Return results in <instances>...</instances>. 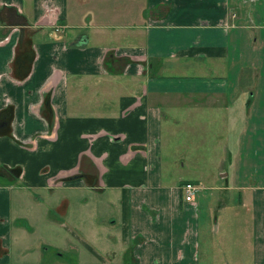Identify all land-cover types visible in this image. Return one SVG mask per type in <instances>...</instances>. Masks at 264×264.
I'll return each instance as SVG.
<instances>
[{
  "label": "crops",
  "instance_id": "0c3cea01",
  "mask_svg": "<svg viewBox=\"0 0 264 264\" xmlns=\"http://www.w3.org/2000/svg\"><path fill=\"white\" fill-rule=\"evenodd\" d=\"M162 1L0 0V264H200L198 182L162 150L183 121L220 128L213 219L249 191L264 264V183L228 169L264 144V0Z\"/></svg>",
  "mask_w": 264,
  "mask_h": 264
},
{
  "label": "rangeland",
  "instance_id": "374dc122",
  "mask_svg": "<svg viewBox=\"0 0 264 264\" xmlns=\"http://www.w3.org/2000/svg\"><path fill=\"white\" fill-rule=\"evenodd\" d=\"M162 1V0H161ZM163 2V1H162ZM163 5L165 7L160 8L159 6ZM159 8L161 10L169 8L171 2L167 4L160 3ZM158 12V11H157ZM258 47V45H256ZM255 48L252 53L253 57L249 56V69H245V74H248L247 77L242 75L237 79L235 86L237 92L239 91L240 97L243 98L246 95L247 98V88L248 86L253 87L255 80L252 76L253 69L259 65V61L256 65L257 59L255 57L256 52ZM243 59H241V65ZM245 64V63H244ZM246 62V66H248ZM250 71V72H249ZM206 115L205 114L203 117ZM183 119V117L181 118ZM180 119V120H181ZM188 118L186 119V121ZM190 121V118H189ZM180 123V122H179ZM185 121L181 122L179 125H173L171 133L167 130L162 129L163 140L165 137L170 134H174L173 137H170L169 143L171 148L168 145L163 146V153L173 152L178 155L177 161L185 163L184 166H177L176 173L178 177L187 180H193V176L198 184H195L202 189L193 196L195 203L197 204V244L198 252L204 259L200 261V264H251L252 254L251 246H253L252 241V228H251V206L247 201H244V205H241L239 200L240 198H247L246 193L242 190H233L230 193V201L224 205L225 210H222L215 221L213 219V209L211 205L214 206L216 203L213 201L215 198V192L213 186L216 185L215 177L213 173L214 164L217 159V154L219 152V141L218 133L220 128L217 127V124H206L204 128L203 140L201 139V133L195 132L194 124H185ZM220 126V125H219ZM251 136V135H249ZM251 149L252 155L249 154L240 147L241 150L237 151L236 143L232 147V156L230 157L231 162L235 157V162L233 165L228 166L229 173H237L238 163L240 160V165L243 160L246 161V171L248 170V165L253 163V171L251 170V176L246 175L244 180L240 182L241 185L252 186L259 185L264 183L260 182L259 177L256 175L258 170L263 166L264 167V156L263 152H259L261 149L264 151V144L261 146L259 138L253 137L251 139ZM170 151V152H169ZM257 156H256V152ZM191 165H198V169ZM245 171V170H244ZM200 184V185H199ZM201 186V187H200ZM240 196L238 197V195ZM227 196H224V199ZM243 202V200L241 199Z\"/></svg>",
  "mask_w": 264,
  "mask_h": 264
},
{
  "label": "built area",
  "instance_id": "2783aa9c",
  "mask_svg": "<svg viewBox=\"0 0 264 264\" xmlns=\"http://www.w3.org/2000/svg\"><path fill=\"white\" fill-rule=\"evenodd\" d=\"M180 191L183 201L187 203L192 201L193 196L199 191V187L191 182H185L181 185Z\"/></svg>",
  "mask_w": 264,
  "mask_h": 264
}]
</instances>
